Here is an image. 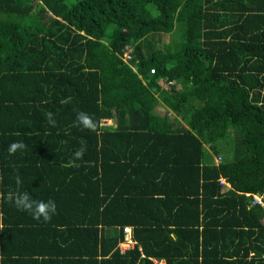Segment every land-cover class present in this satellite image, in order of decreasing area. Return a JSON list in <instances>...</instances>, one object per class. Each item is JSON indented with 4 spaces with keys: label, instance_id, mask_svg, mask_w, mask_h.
I'll return each mask as SVG.
<instances>
[{
    "label": "trees",
    "instance_id": "16d2710c",
    "mask_svg": "<svg viewBox=\"0 0 264 264\" xmlns=\"http://www.w3.org/2000/svg\"><path fill=\"white\" fill-rule=\"evenodd\" d=\"M17 176L55 200L51 221L8 202ZM253 194L264 200V0H0V264H264Z\"/></svg>",
    "mask_w": 264,
    "mask_h": 264
},
{
    "label": "clouds",
    "instance_id": "9594fccd",
    "mask_svg": "<svg viewBox=\"0 0 264 264\" xmlns=\"http://www.w3.org/2000/svg\"><path fill=\"white\" fill-rule=\"evenodd\" d=\"M121 58L124 61V63L132 65V61L134 59V54L132 55V59L130 61H125L123 58V54H121ZM70 101H71V97H68V98L62 100L61 103H69ZM47 120H48L49 124L55 126V120L53 119V113L48 112ZM76 121H77L76 126H78V127L82 126L83 129H87L90 131H96V129H97V123L86 112H83V111L77 112ZM26 147H27V145L22 141L12 142L8 146V152L10 155H14L18 151H22V150L26 149ZM86 150H87L86 142H82L81 147L79 149H77L76 152L74 153L73 160L70 161L71 166L79 167V165L76 164V160L82 159ZM219 157H222V156H219ZM222 159L224 160L223 157H222ZM223 160H222V162H223ZM219 164L220 163H218V161H217V165H219ZM221 179H225V178H220V180ZM15 183L17 186V190L15 192L10 191L8 193V196H7L8 202L10 204H14L18 210L30 213L32 215L33 219H35L37 221H40L41 219L44 222L51 221L53 215H55L57 212V206H56L55 200H53L51 198L47 202L40 201V200H34L31 198L30 194L27 191L21 192L19 190L21 185H22V180L19 176L16 177ZM227 183L229 184V182H227ZM223 187L225 188L226 186H223ZM227 188H231V185H230V187H227ZM127 228H129V227H127ZM156 260H158V259H156ZM152 261H153V259H152ZM158 261H160V260H158ZM160 262H163V261H160Z\"/></svg>",
    "mask_w": 264,
    "mask_h": 264
},
{
    "label": "built area",
    "instance_id": "2783aa9c",
    "mask_svg": "<svg viewBox=\"0 0 264 264\" xmlns=\"http://www.w3.org/2000/svg\"><path fill=\"white\" fill-rule=\"evenodd\" d=\"M135 52V47L133 45H128L126 46V48L124 49V52H123V58L125 61H130L132 59V55L134 54ZM151 73L152 74H156L155 70L152 69L151 70ZM222 157H219L217 159L218 163H221L222 162ZM220 183L222 186H226V187H230V184L227 183L226 179H221L220 180ZM247 195H250V194H247ZM246 195V196H247ZM253 197H254V203L253 204H258V205H261L262 207H264V200L262 197H259V196H254L253 194ZM124 233L126 235V243L122 246L123 249H130V248H134L135 246V241L133 240V231L131 228H125L124 229ZM153 262L154 264H165L164 262H160L156 259H153Z\"/></svg>",
    "mask_w": 264,
    "mask_h": 264
},
{
    "label": "rangeland",
    "instance_id": "374dc122",
    "mask_svg": "<svg viewBox=\"0 0 264 264\" xmlns=\"http://www.w3.org/2000/svg\"><path fill=\"white\" fill-rule=\"evenodd\" d=\"M182 36H183V33L181 32L180 33V37H177L175 39L177 43H181L182 44L185 41H188L187 37H186V40H185L184 36L183 37ZM173 37H175V36H173L171 34H162V41L161 42H164V43L165 42H169V41L171 42V41H173ZM164 82L162 83V85L167 86L166 84H164ZM156 113H158L159 115H169L171 112L166 107L159 106L156 109ZM231 155H232L231 153H227L226 151L223 154H221V153L217 154V155L213 154V161L217 164V158H219V156H222L223 158H229V157H231ZM210 156L212 157V153L211 152H210Z\"/></svg>",
    "mask_w": 264,
    "mask_h": 264
},
{
    "label": "crops",
    "instance_id": "0c3cea01",
    "mask_svg": "<svg viewBox=\"0 0 264 264\" xmlns=\"http://www.w3.org/2000/svg\"><path fill=\"white\" fill-rule=\"evenodd\" d=\"M230 188H227V187H225V188H223V191H227V190H229ZM129 228H132V226H130ZM153 259H157V258H153ZM159 260V259H158ZM160 261H163V262H165L166 263V261L165 260H160Z\"/></svg>",
    "mask_w": 264,
    "mask_h": 264
}]
</instances>
